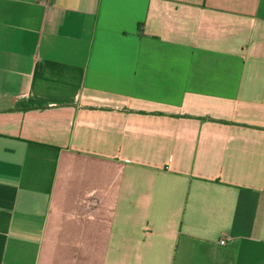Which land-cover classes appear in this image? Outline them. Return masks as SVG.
<instances>
[{"label":"crops","instance_id":"obj_1","mask_svg":"<svg viewBox=\"0 0 264 264\" xmlns=\"http://www.w3.org/2000/svg\"><path fill=\"white\" fill-rule=\"evenodd\" d=\"M0 264H264V0H0Z\"/></svg>","mask_w":264,"mask_h":264},{"label":"built area","instance_id":"obj_2","mask_svg":"<svg viewBox=\"0 0 264 264\" xmlns=\"http://www.w3.org/2000/svg\"><path fill=\"white\" fill-rule=\"evenodd\" d=\"M225 243H226L225 241H222V242H221V244H223V245H224Z\"/></svg>","mask_w":264,"mask_h":264}]
</instances>
